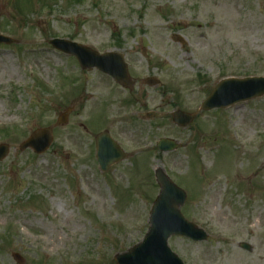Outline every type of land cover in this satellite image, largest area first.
Wrapping results in <instances>:
<instances>
[{"label":"rangeland","instance_id":"374dc122","mask_svg":"<svg viewBox=\"0 0 264 264\" xmlns=\"http://www.w3.org/2000/svg\"><path fill=\"white\" fill-rule=\"evenodd\" d=\"M0 32L18 41L0 44V143L10 146L0 264H117L149 229L156 167L187 191L181 210L209 235L169 238L185 264H264V97L199 111L186 127L171 115L196 113L224 77L264 75V0H0ZM53 37L124 53L134 89L81 69ZM45 127L46 152L20 149ZM103 130L129 153L106 173L95 147ZM162 137L181 146L160 152Z\"/></svg>","mask_w":264,"mask_h":264},{"label":"water","instance_id":"95a60500","mask_svg":"<svg viewBox=\"0 0 264 264\" xmlns=\"http://www.w3.org/2000/svg\"><path fill=\"white\" fill-rule=\"evenodd\" d=\"M173 39L182 44L186 43L179 34L174 35ZM14 42L17 41L0 34V43L11 44ZM50 43L56 49L74 55L83 69L97 68L110 75L120 85L133 88L134 80L130 76L123 53L110 51L100 54L86 45L62 38L51 39ZM146 83L157 86L159 80L149 77L146 79ZM261 96H264V76L229 77L221 80L215 86L211 94L202 102L201 110L227 108L238 102ZM70 111L71 108L66 113L61 114L57 124L66 123ZM194 115L182 110L174 111L172 114L174 122L181 126L190 124ZM53 140L51 127L38 128L21 143L20 149L31 148L36 153L42 154L49 149ZM96 142L97 158L102 171H108L113 164L127 157L107 131L99 133ZM179 146L178 142L169 138H161L157 143V147L161 151L174 150ZM9 152L10 146L7 143H1L0 161L4 160ZM155 176L161 189L150 211L149 231L141 243L132 247L128 252L116 255L117 264H185L169 247V237L177 235L191 238L194 241H203L209 238L204 229L188 221L182 214L181 207L187 200L185 190L177 186L162 167H157ZM240 247L249 251L252 250L251 245L247 242H241ZM14 257L20 263L23 262L19 254L15 253Z\"/></svg>","mask_w":264,"mask_h":264}]
</instances>
